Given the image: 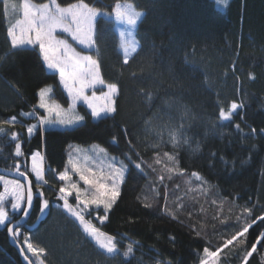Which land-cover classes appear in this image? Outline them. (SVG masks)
<instances>
[{"label":"trees","instance_id":"16d2710c","mask_svg":"<svg viewBox=\"0 0 264 264\" xmlns=\"http://www.w3.org/2000/svg\"><path fill=\"white\" fill-rule=\"evenodd\" d=\"M116 1H129L143 12L135 30L138 46L127 63L113 20H95L89 52L102 79L117 84L116 111L94 119L80 105L84 120L75 127L37 130L31 137L26 127L41 114L38 90L49 84L56 97L67 99L37 49L12 48L10 21L0 8V168L19 164L36 191L28 159L38 150L43 180L37 185L49 201L40 214L37 193L14 237L22 247L27 237L43 249L37 253L40 264H200L206 247L219 249L215 258L207 257L214 264H264V239H257L264 233V0H228L224 9L216 0H85L108 10ZM233 102L240 107L222 120L220 109L228 112ZM13 117L15 123L6 122ZM70 142H97L142 161V171L129 163L103 222L96 219L104 214L102 207L92 211L90 205L92 215L85 212V219L115 237L113 254L100 250L60 207L59 188L72 182L58 179L67 168ZM165 153L175 157V165ZM68 200L76 204L74 191ZM6 211L10 222L21 213ZM8 223L0 224V264H22L9 243ZM245 225H251L249 231L226 245ZM129 243L133 252L125 257Z\"/></svg>","mask_w":264,"mask_h":264},{"label":"snow or ice","instance_id":"6c2138e0","mask_svg":"<svg viewBox=\"0 0 264 264\" xmlns=\"http://www.w3.org/2000/svg\"><path fill=\"white\" fill-rule=\"evenodd\" d=\"M2 3L3 14L6 18H9L12 14H16L17 18L14 23H11L7 28V35L11 40V46L13 49L22 48L24 46H32L33 50L38 47V55L42 59L44 66L47 70H51L58 74L59 83L62 85L64 91L70 100L68 109L65 110L61 105L55 101L49 103L46 96L52 91L51 87L41 88L38 92L39 103L36 107L43 109L44 114L37 117L38 123L29 125L27 127V133L29 137L32 136L37 130L44 132L54 129L56 126L62 128L75 127L79 122L84 120L82 115L69 116V112H73L77 101H82L84 105L91 112L93 118H99L101 114H112L116 111L115 97L118 93V87L115 83L105 84L104 79L101 78L100 66L96 59L91 55L84 54L78 51L67 39L57 36L55 33L57 30L66 33L71 37L72 41L82 46L83 48H91L95 41V20L98 14L101 13V9L91 5L85 0H75V2L62 5L57 0H48L47 3H34L32 0H21L17 3L16 0H0ZM217 3L227 5L228 0H217ZM115 18L118 21H123L128 25H135L137 19L141 17L140 11H133L132 6L125 7L122 11L120 5H117L114 9ZM123 35V33H121ZM125 54V63H127V56L129 52H135L136 49L133 45H122ZM97 85H103L106 87V91L97 95L95 91H92L91 95L86 94L87 89H94ZM240 107L237 103L233 102L230 106V110L226 112L223 108L219 111V117L222 120H228L233 111ZM24 115H33V113H25ZM8 123H15V117ZM238 127V126H237ZM3 131V129H0ZM11 138L17 140L18 134L11 133ZM99 153H105L106 150L99 145L94 146ZM23 155L21 150V144L15 145V156L20 157ZM169 161L174 165L176 159L174 156H170L168 153L164 154ZM129 161L135 164V168L143 170L141 168V162L132 161L130 156L127 157ZM43 157L39 151L33 152L31 155L32 165L30 168L31 173L36 177L37 182L43 180V168L40 162ZM68 163L71 165L72 170L79 175V180L84 185L88 186L85 189H81L77 186V183L70 182L67 187L61 186L59 188L58 198L63 201V208L70 213L77 221H79L83 232L95 242L99 248L106 250L107 253H114L118 251L117 241L112 235H108L92 223L91 220L85 219V211L89 210V206H95L92 211H95L100 206H103V215H97L96 219L103 222L109 213V210L116 203L117 197L120 195V184L125 179L126 165L120 164V167H115L114 164H108L109 171L107 174L101 169L99 173L92 171L91 169H81L77 163L73 162L70 158ZM159 164V159L156 160ZM151 167V165H149ZM16 173L20 177H24L27 181L25 172L20 171V165H16ZM174 169L169 168L168 171L172 172ZM180 170V169H176ZM88 174H85V173ZM193 176H197L195 172ZM200 177L197 176V179ZM58 179L61 181H70L71 177L67 171H61L58 175ZM0 183L4 186V191L0 192V224H4L6 220L9 221V214L6 211V198L12 197L11 208L13 211H22L25 214L29 213L30 208L33 205L34 194L32 188L25 187L17 179H7L3 175H0ZM45 183H47L45 181ZM75 192L76 206L69 203L68 197ZM41 198L40 213H44L49 207V201L43 199V193L40 192ZM22 202H26L27 207H22ZM79 205H83V209H79ZM92 211H88V215H92ZM245 211L249 209L245 208ZM251 225H245L241 231L233 235L231 239L225 243L232 244L237 239V236L243 237L245 233L249 231ZM8 231L13 236L19 234L17 229L15 232L11 227ZM260 239H264V233ZM26 247L29 252H43V249H36L33 243L28 242V238L25 237ZM256 243L252 244V251L256 250ZM217 251H209L204 248V257L200 260V264H214V260H209L207 257L215 258ZM133 252V245L129 243L124 251L123 255L128 257ZM23 255V250H21ZM251 255V252L248 253ZM25 260H28L27 256H24ZM247 259V256L245 257ZM42 264V262H41Z\"/></svg>","mask_w":264,"mask_h":264},{"label":"rangeland","instance_id":"374dc122","mask_svg":"<svg viewBox=\"0 0 264 264\" xmlns=\"http://www.w3.org/2000/svg\"><path fill=\"white\" fill-rule=\"evenodd\" d=\"M17 3H20L21 0H16ZM48 2V1H47ZM47 2H44V3H47ZM35 3V2H34ZM39 4V3H38ZM216 4L219 8L221 9H224V4L222 3H217V0H216ZM117 5H120V9L123 11L125 9V7L131 5L132 6V10L133 11H140L142 14L143 12L140 10V9H137L133 6V4L129 1H116L112 8L110 10L108 9H102V8H99L101 9V13L97 15L98 16H104L106 18H111L114 22V28L116 30V33L118 35V40H119V49L122 53V57L123 59L125 60L126 57H125V54H124V49L122 47L123 44H130V45H133L135 47V49L137 48L138 46V41L136 39V36H135V30H136V27H137V23L135 25H128L126 24L125 22L123 21H118L116 18H115V13H114V9L116 8ZM0 8L3 10L2 8V3H0ZM142 16V15H141ZM96 17V18H97ZM17 18L16 14H12L9 18H6L9 22V26L11 23H14L15 22V19ZM141 17H139L137 19V22L138 20L140 19ZM8 26V27H9ZM121 33H123V35H121ZM57 36L61 37V38H64V39H67L69 41V43H71L74 47L77 48L78 51H81L83 52L84 54H87V55H91L94 59H96L92 54L91 52H89V50L93 49L94 48V45L91 47V48H83L82 46L78 45L75 43V41H72L71 40V37L68 36L66 33H63V32H60L59 30H57V32L55 33ZM10 40V38H9ZM11 42V40H10ZM28 47H32V46H28ZM38 50V47L36 48ZM134 52H129L128 56H127V59L133 54ZM43 62V61H42ZM46 68V67H45ZM47 70V69H46ZM50 72H53L51 70H48ZM102 78V77H101ZM57 79H58V83H59V78H58V74H57ZM105 84H107V82H105ZM60 87L62 88V90L64 91L62 85L59 83ZM51 87L52 91L49 92L46 96V99L49 103H51L52 101H55L57 103H59L61 105V107L65 110L68 109V105L70 103V100L67 96V93L66 91H64V94L66 95V102H63L59 97H56V94L52 88L51 85H44L42 86L41 88H44V87ZM40 88V89H41ZM39 89V90H40ZM38 90V92H39ZM106 87L103 86V85H97L94 89H87L86 90V94L88 95H91L92 91H95L97 93V95H100L102 92L106 91ZM38 95V93H37ZM39 103V95L37 97V102H36V105H38ZM82 105L84 106L89 112L90 110L87 108L86 105L83 104L82 101H77L76 103V107L74 109L73 112H69L68 115L69 116H72V115H82V113L80 112L79 110V106ZM38 108V107H37ZM40 111H41V115L44 114V110L43 109H40L38 108ZM91 114V112H90ZM104 115H108V114H101V116H104ZM83 116V115H82ZM100 116V117H101ZM93 118V117H92ZM95 119V118H94ZM12 118H9V121H11ZM38 123V121L36 122ZM36 123H33V124H36ZM32 125V124H31ZM29 126V125H28ZM27 126V127H28ZM27 127H26V134L29 135L27 133ZM57 128H62V127H59V126H56ZM96 145H99L100 147L104 148L103 146H101L99 143L97 142H89V143H86V144H80V143H76V142H70L67 147H66V150H67V168L65 171L68 172L69 176L71 177V180L72 182H75L77 183V186L80 187L81 184L83 183L82 181L79 180V175L74 172L72 170V167L71 165L68 163L69 159L71 158L73 160V162L77 163L78 166L81 167V169H91L92 171H95L97 173H99L101 171V169H103V171L105 172V174H107V172L109 171V169L107 168V165L108 164H114L115 167H120V164L121 163H124L127 167H126V170L129 166V163H132L131 161H129L127 159L128 156H130V153H126L124 156H121L119 154H114V153H111L109 152L106 148H104L106 150L105 153H99L98 150L94 147ZM38 150H34L33 152H37ZM32 152V153H33ZM32 153L30 154L29 156V159H28V162H29V169L31 168V165H32V161H31V155ZM131 157V156H130ZM132 158V157H131ZM132 161H134L132 159ZM136 162V161H135ZM41 165H42V162H40ZM134 166L135 164L132 163ZM126 172V171H125ZM85 174H88L87 172ZM33 175V178L35 180V192H37L38 194L41 192V188L37 185V183H40V182H37L36 180V177L35 175L32 173ZM4 176V175H3ZM5 178L7 179H15V178H12V177H8V176H4ZM18 180V179H17ZM21 182V181H20ZM66 183H68L69 181H65ZM1 184V188H0V192H3L4 191V186L2 183ZM58 197V196H57ZM44 199V198H43ZM40 200V205H41V198L39 199ZM11 201H12V197L11 196H8L6 198V207L9 208L11 211L12 208H11ZM23 203L22 202V207H23ZM76 206V204L74 205ZM60 207L63 211L64 208H63V201H61V204H60ZM103 208V206H100ZM79 209H83V205H79ZM19 210L15 211V212H18ZM67 214H69L70 216H72L70 213H68L67 211H65ZM86 212V211H85ZM40 214H43V213H40ZM73 217V216H72ZM75 218V217H73ZM86 220H89V219H86ZM98 248L99 246L96 245ZM23 247L26 251V253L28 255H30V257L33 258L34 260V264H40V261H39V256L37 255L38 251L36 252V254L34 255L33 252H29L27 247H26V242L25 240L23 241ZM100 250L106 252V250L104 249H101L99 248ZM107 253V252H106ZM109 254H113V253H109Z\"/></svg>","mask_w":264,"mask_h":264},{"label":"water","instance_id":"95a60500","mask_svg":"<svg viewBox=\"0 0 264 264\" xmlns=\"http://www.w3.org/2000/svg\"><path fill=\"white\" fill-rule=\"evenodd\" d=\"M0 175H4V176H8V177H12V178L18 179L19 181H21L22 184L25 185L26 188L29 187V186L32 188L33 194H34V198H35V196L38 195L37 192L34 191L32 181H31L30 177L26 173H25V175L27 176V181H25L24 177H20L16 173L15 169L11 170V169L0 168ZM33 206H34V200H33V205L30 208L28 214H25L24 212L21 211L20 215L16 219H14L10 223H8V226H7V236H8L9 243L16 249V251L18 253V256H19V259H20L22 264H32V262H31V260L29 258H28V260L24 259V256H27V255H26L23 247L16 240V238L12 234L9 233L8 228L11 227L13 229V231H14L15 228H17L21 224H24L26 222V220L28 219L29 215L31 214ZM23 207H27L26 202L23 203ZM21 250H23V255L21 254Z\"/></svg>","mask_w":264,"mask_h":264}]
</instances>
